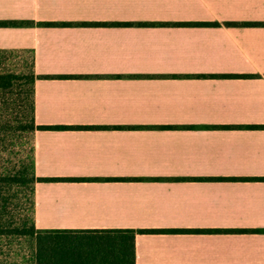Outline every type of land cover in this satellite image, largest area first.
I'll use <instances>...</instances> for the list:
<instances>
[{"label":"crops","instance_id":"obj_1","mask_svg":"<svg viewBox=\"0 0 264 264\" xmlns=\"http://www.w3.org/2000/svg\"><path fill=\"white\" fill-rule=\"evenodd\" d=\"M2 24L33 76L35 178L75 179L34 183L37 232L264 264V0H0Z\"/></svg>","mask_w":264,"mask_h":264},{"label":"rangeland","instance_id":"obj_2","mask_svg":"<svg viewBox=\"0 0 264 264\" xmlns=\"http://www.w3.org/2000/svg\"><path fill=\"white\" fill-rule=\"evenodd\" d=\"M27 64L18 56H0V264H38L36 237L16 233L34 221L33 76ZM48 233L39 235L58 245L59 253L86 254L106 245L99 235L92 240L90 236Z\"/></svg>","mask_w":264,"mask_h":264},{"label":"trees","instance_id":"obj_3","mask_svg":"<svg viewBox=\"0 0 264 264\" xmlns=\"http://www.w3.org/2000/svg\"><path fill=\"white\" fill-rule=\"evenodd\" d=\"M16 24H2L0 27H16ZM62 128V127H39L41 130ZM75 179H36L33 174L31 182H46V181H74ZM24 183L26 181L24 180ZM18 234L35 236L38 244V264H135V234L134 232H118L115 236L106 235L103 236L106 245L98 248L95 251L75 255L68 250H64L59 253L57 251L58 245L54 246L51 243L50 238L47 236L42 238L39 232L36 231L34 221L29 228L27 225L22 230H16ZM152 231H141V233H150ZM56 234H71L90 236L88 239L94 238L91 234H73L67 232H50L47 235L52 236ZM43 240L45 244L43 245ZM93 240V239H92ZM106 247V248H105Z\"/></svg>","mask_w":264,"mask_h":264}]
</instances>
